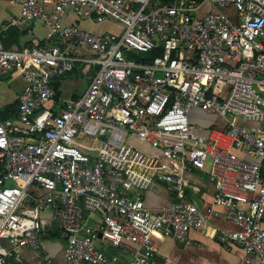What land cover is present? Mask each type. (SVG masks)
Here are the masks:
<instances>
[{
  "label": "built area",
  "instance_id": "built-area-1",
  "mask_svg": "<svg viewBox=\"0 0 264 264\" xmlns=\"http://www.w3.org/2000/svg\"><path fill=\"white\" fill-rule=\"evenodd\" d=\"M4 2L18 11L0 34H30L35 22L47 35L0 40V75L23 83L16 113H0V264L39 249L49 221L63 232L64 264H171L156 258L152 234L182 243L208 226L264 264V0ZM76 63L96 69L78 97L56 104L54 80ZM192 108L223 126L199 133ZM192 169L206 173L235 229L211 224L190 197ZM161 185L173 199L152 209L140 191Z\"/></svg>",
  "mask_w": 264,
  "mask_h": 264
},
{
  "label": "crops",
  "instance_id": "crops-1",
  "mask_svg": "<svg viewBox=\"0 0 264 264\" xmlns=\"http://www.w3.org/2000/svg\"><path fill=\"white\" fill-rule=\"evenodd\" d=\"M10 11V9L7 10L3 8L2 5L0 10V22L8 16V12ZM17 11L18 7L16 10H12L11 12ZM232 12L233 11L230 10V13ZM78 23L83 26V22ZM37 26H39L40 29H43L42 34L41 32L39 33L40 36H31V34H33V30L30 34H26L24 32L22 34L29 37L31 36L30 39L36 37L43 42L44 37L47 35V31L40 23H35L33 29ZM83 27L87 28L85 26ZM88 30L96 31L93 28ZM98 32H104V30ZM20 40L21 39H19V44H21ZM81 65V63H76L73 72L54 80L57 97L60 102L69 98L78 97L87 87L89 83L88 74H85L81 70ZM78 70L82 74L87 75L88 80L86 79L87 81H85L80 88L71 91L67 95H63L61 88L63 86L66 87V78H76L79 74ZM21 89L22 88L11 93L9 100L1 104L0 108L4 109L6 106L14 103L17 105V96ZM262 91L264 92V89H262ZM190 119L197 126L199 133H205L210 127H219L224 124V119L222 117L205 113L197 108L191 109ZM247 123L253 124L250 122ZM236 153L239 156L248 158L238 149H236ZM188 176L194 183L197 184L198 187L196 191L190 192L189 195L196 202L202 212L207 215L211 224L229 230L235 229L236 225L225 217V208L212 204L214 185L208 180L206 173L198 169H192L188 171ZM140 197L144 203L152 209H158L159 207L166 206L173 199V195L168 192L163 185L140 191ZM43 217L50 220V218L45 215ZM47 233L49 235L47 237H43L39 249L23 247L20 251V256L18 258L11 259L13 264H37L38 259H43L46 264H64L63 251L65 240L63 232L59 227L54 225V221H49L46 225L44 234ZM151 243L154 247L156 258L159 260H168L171 264H257V258L252 254L245 253L237 243L233 241L227 243L219 242L215 237L212 226H208L203 229H190L187 239L182 243L175 241L172 237L162 235L159 231H155L151 236Z\"/></svg>",
  "mask_w": 264,
  "mask_h": 264
},
{
  "label": "rangeland",
  "instance_id": "rangeland-1",
  "mask_svg": "<svg viewBox=\"0 0 264 264\" xmlns=\"http://www.w3.org/2000/svg\"><path fill=\"white\" fill-rule=\"evenodd\" d=\"M17 7H18V5L16 3H9V2L3 3V8H5L7 10L8 9H10L11 11L16 10ZM79 22H81V23L83 22V26L87 27L88 29L93 28L94 30H96L95 32L102 31V30H104V31H117L119 28V25L116 22H113L111 20L101 21V22H93L91 20H82ZM34 24H35V22H33L29 25L30 28L33 30V34H31V36L39 35L40 32L42 34L43 29L42 28L40 29L39 26H37L33 29ZM30 37L27 35L21 34L20 38H19V39H21L20 43H22V44L26 43L27 41L30 40ZM95 69H96L95 67H92L90 69V71L88 73V78H89V76H92ZM78 72H79V70H78ZM86 79H87V75H84L81 72H79V74L76 76V78H68V79L66 78V80H65L66 87L63 86L61 88V90L63 92L62 94L67 95L71 91L80 88L83 85V83L88 80V79L87 80ZM22 86H23L22 82L18 78L13 77L12 74H9V73L1 74L0 75V105L5 103L6 101H8L10 96H11V93H13L15 90L22 88ZM261 92L264 95V92L262 90H261ZM54 100H55L56 104L60 103V101L58 100V97H57V99H54ZM0 110H2V109L0 108ZM98 142L99 141H97V143ZM131 144L135 148H137V149H139L145 153L151 150V147L148 144H146L145 142H143L142 140L137 139V138L131 139ZM44 215L49 217V211L45 210L43 212L42 211L40 212V216H44ZM54 225L56 227H58V224L55 221H54ZM43 235H44L43 237H47L49 234L47 233V234H43Z\"/></svg>",
  "mask_w": 264,
  "mask_h": 264
},
{
  "label": "trees",
  "instance_id": "trees-1",
  "mask_svg": "<svg viewBox=\"0 0 264 264\" xmlns=\"http://www.w3.org/2000/svg\"><path fill=\"white\" fill-rule=\"evenodd\" d=\"M22 33L23 32L18 30L17 28L10 27L6 31H4L2 34H0V40L2 41L5 47H10L11 44L13 43H16L19 45V38ZM16 111H17V105L16 103H14L0 110V113L2 114V116L5 117V116H10V115L15 114ZM222 126H219V127H222Z\"/></svg>",
  "mask_w": 264,
  "mask_h": 264
}]
</instances>
